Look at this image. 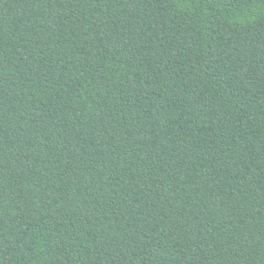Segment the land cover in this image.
Returning <instances> with one entry per match:
<instances>
[{"label":"trees","instance_id":"1","mask_svg":"<svg viewBox=\"0 0 264 264\" xmlns=\"http://www.w3.org/2000/svg\"><path fill=\"white\" fill-rule=\"evenodd\" d=\"M0 264H264V0H0Z\"/></svg>","mask_w":264,"mask_h":264}]
</instances>
